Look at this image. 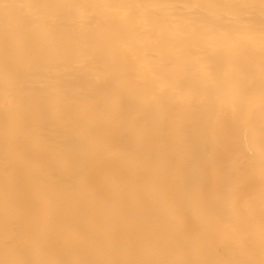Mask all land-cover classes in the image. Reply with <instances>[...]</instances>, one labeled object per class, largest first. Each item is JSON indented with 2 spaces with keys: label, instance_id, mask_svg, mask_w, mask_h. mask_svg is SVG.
<instances>
[{
  "label": "bare ground",
  "instance_id": "6f19581e",
  "mask_svg": "<svg viewBox=\"0 0 264 264\" xmlns=\"http://www.w3.org/2000/svg\"><path fill=\"white\" fill-rule=\"evenodd\" d=\"M0 264H264V0H0Z\"/></svg>",
  "mask_w": 264,
  "mask_h": 264
}]
</instances>
